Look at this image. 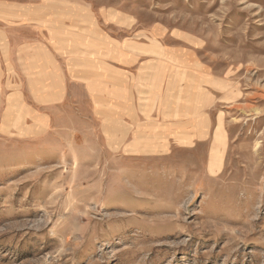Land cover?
<instances>
[{"label": "rangeland", "instance_id": "obj_1", "mask_svg": "<svg viewBox=\"0 0 264 264\" xmlns=\"http://www.w3.org/2000/svg\"><path fill=\"white\" fill-rule=\"evenodd\" d=\"M0 264H264V0H0Z\"/></svg>", "mask_w": 264, "mask_h": 264}, {"label": "crops", "instance_id": "obj_2", "mask_svg": "<svg viewBox=\"0 0 264 264\" xmlns=\"http://www.w3.org/2000/svg\"><path fill=\"white\" fill-rule=\"evenodd\" d=\"M163 50H166L165 48L163 49ZM155 66H157V68H156V72H153V74L154 75H156V77H158V76H160L161 74H163L162 72H163V66L164 65H162V64H158V65H155ZM151 73V72H150ZM155 86V87H154ZM162 88L161 87H159V85H156V84H154L153 86H152V88H150V90H151V93L153 94L152 96H154L153 98H151V103L152 104H154L155 106L157 105H159V100H160V96L157 94V92L159 91V90H161ZM141 90H143V91H145L146 92V89H141ZM140 90V91H141ZM141 112H143V113H145L146 115H147V113H146V110H142ZM137 113V115H138V121L140 120V112H136ZM160 113V114H159ZM158 114L160 115V116H162L163 117V114L161 113V112H159ZM152 114H154L153 112H152ZM136 115V116H137ZM135 118L136 117H134V119H128V123H131V124H133L136 120H135ZM126 120V119H125ZM37 121V120H36ZM159 121H161V117H159ZM137 122V121H136ZM130 127V126H129ZM161 127V126H160ZM166 129V128H165ZM164 129V130H165ZM143 147H144V145H142Z\"/></svg>", "mask_w": 264, "mask_h": 264}, {"label": "bare ground", "instance_id": "obj_3", "mask_svg": "<svg viewBox=\"0 0 264 264\" xmlns=\"http://www.w3.org/2000/svg\"><path fill=\"white\" fill-rule=\"evenodd\" d=\"M218 134H219V132L216 133V136H218ZM217 140H218V141H222L223 139L220 138V137H217ZM211 159H212V158H211ZM217 160H219V158H218V157H214V159H213L214 162L212 163V165H216L215 162H216Z\"/></svg>", "mask_w": 264, "mask_h": 264}]
</instances>
